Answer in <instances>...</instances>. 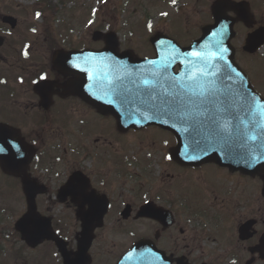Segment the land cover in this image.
Listing matches in <instances>:
<instances>
[{
    "label": "flooded vegetation",
    "instance_id": "1",
    "mask_svg": "<svg viewBox=\"0 0 264 264\" xmlns=\"http://www.w3.org/2000/svg\"><path fill=\"white\" fill-rule=\"evenodd\" d=\"M219 1L176 0L158 17L156 33L190 44L203 26L213 23ZM230 1L220 15L233 21L236 62L264 59V44L252 54L251 47L245 48L259 32L264 37V0ZM30 30L20 8L0 0V124L18 130L35 149L29 169L36 183L31 194L49 215L57 212L51 220L65 247L45 242L46 261L118 264L131 253L127 264H264V169L245 173L215 163L183 167L166 159L174 141L161 142L154 150L160 159L156 174L149 173L146 161L144 169L130 172V142H148L142 137L146 129L120 133L112 118L65 92L72 76L53 68L52 53L67 46L32 36ZM263 79L262 74L258 81L262 84ZM91 124L98 129H89ZM70 126L75 129L71 135L77 139L76 154L57 150L60 144L52 141L57 131L65 135ZM154 145L150 142L147 148ZM3 180H9L8 189L22 190L19 178L0 172V191ZM74 182L75 197L60 199L59 191H68ZM101 218L103 226L95 229L93 239L83 241L82 223L97 224ZM140 242L142 248L132 250Z\"/></svg>",
    "mask_w": 264,
    "mask_h": 264
},
{
    "label": "rangeland",
    "instance_id": "2",
    "mask_svg": "<svg viewBox=\"0 0 264 264\" xmlns=\"http://www.w3.org/2000/svg\"><path fill=\"white\" fill-rule=\"evenodd\" d=\"M46 3H50L57 7L56 15L48 7L41 16H35V10L37 4L34 0H13L15 4H18L21 8L29 10L32 15L31 21L37 28V33L43 29L49 39L55 44H92L91 36L94 32H116L120 44L129 49L135 51L140 55H150V46L148 39L150 33L144 28L145 21L151 20L154 26L157 21V14L161 10V5L157 0H43ZM168 1L163 0V11L168 8ZM96 9V13L93 16L92 10ZM34 16V17H33ZM198 18H195L196 20ZM200 19V18H199ZM257 82V80H255ZM89 129H98V126L91 124ZM55 130V129H53ZM36 131H42L37 129ZM48 131L47 129L45 130ZM57 131V130H55ZM75 129L70 126L67 129L65 135L57 131L53 142L60 144V151L63 148L67 149V153L74 154L77 148V139L74 134ZM108 132L111 138L115 137V133L112 128L108 127ZM158 138L170 139L163 132L151 133L149 130L145 137H148V142H144L141 145H137L136 140L130 142L132 148L131 159V171H140L144 169L143 162H147V169L152 168L154 172L160 170L157 166V162L160 161L159 157L154 154V150L160 146L161 142ZM64 136H67L64 137ZM45 139L46 135L44 136ZM144 137V136H142ZM139 137L138 139H142ZM150 142H155L152 149H148L147 145ZM165 144H162V148L165 149ZM59 150L57 147H55ZM118 152H121L118 150ZM141 152V153H139ZM139 153V154H138ZM138 154V155H135ZM1 205V204H0ZM21 203L19 204V206ZM1 207V206H0ZM17 208L12 211H7L4 207L3 211H0V216L6 220H10L11 216L15 218ZM21 210L18 208V214ZM5 228V226L3 227ZM4 231V230H3Z\"/></svg>",
    "mask_w": 264,
    "mask_h": 264
},
{
    "label": "snow or ice",
    "instance_id": "3",
    "mask_svg": "<svg viewBox=\"0 0 264 264\" xmlns=\"http://www.w3.org/2000/svg\"><path fill=\"white\" fill-rule=\"evenodd\" d=\"M175 3V0H173ZM39 15V13H37ZM148 28L151 29V24H148ZM192 56H195L198 59H203L207 62L209 59H218L223 60V56H216L215 53H200L193 52ZM69 63H72L69 61ZM73 67H79L77 64H72ZM167 67V65H165ZM85 72H88V69H82ZM235 71L231 69L226 70L224 76L227 80L231 81L232 76L231 72ZM129 75H132L131 73ZM216 73L209 71L207 68L201 71L198 75L189 76V81H198L201 78L208 76H215ZM237 75H239L237 73ZM158 78L153 79H133L132 82L137 84V87H142L144 90L149 92V95L154 98V90L162 86L161 80H168L170 82L169 86L172 91L165 89V94L171 98V102H177L175 107H170L168 109L169 115H177L181 118L182 122L187 125L184 128V131H188L189 128H192L194 131L199 133L203 124L201 121L197 120L195 117L207 116V119L203 122L207 125V143L209 147H214L215 144H220L228 150V154H232V150L235 145L233 143V135H225L227 128L226 126H221L219 121L221 120L223 114L235 115L234 119L239 120L240 124L244 125L247 128L249 125L255 129H264V103L257 105L256 101L247 97L243 91H237L235 94L231 89L225 93L223 99L216 95L215 84L213 81H209L206 86L204 83H197L193 87L192 84H183L180 83L177 77H167L162 76L161 74H155ZM89 75V79H91ZM41 80H46V76H41ZM109 85L111 86L114 92L119 91L123 85V80L120 76H117L115 80H110ZM89 91L92 88V85L89 84L86 86ZM191 92V97L185 100V96H188V93ZM235 96V98H234ZM192 97H195L193 99ZM112 101L109 100L108 103ZM165 103L168 104L169 101L165 100ZM147 118V117H146ZM239 131V130H238ZM2 135V133H0ZM251 140H256L257 136L253 135L249 137ZM194 143L199 146L201 141L194 138ZM186 159L195 160L196 156L186 155ZM166 159H171V157H166Z\"/></svg>",
    "mask_w": 264,
    "mask_h": 264
},
{
    "label": "water",
    "instance_id": "4",
    "mask_svg": "<svg viewBox=\"0 0 264 264\" xmlns=\"http://www.w3.org/2000/svg\"><path fill=\"white\" fill-rule=\"evenodd\" d=\"M156 40L153 41V46L156 50H158V45L156 44ZM175 45V44H174ZM176 49L179 51L178 52V64L180 66V73L179 75H177V79L179 80L180 83L183 84H189V75H190V68L191 69H197L198 66L200 64V62H202L203 59H198L195 56L191 58V53L194 50H198L201 51L202 53H215L216 56H223V60H218L215 59L216 61H219L221 63H224V58H225V54H223L222 50L227 48L228 45L224 43V41H222V32L221 31H215V32H210L207 29H204L203 31V35L202 37L196 41L194 44H192L190 47L185 48V49H181L179 47H177L175 45ZM109 49H113V47H107L106 50L109 51ZM85 54V53H84ZM227 54V53H226ZM82 55V53L80 54ZM102 55V54H101ZM87 55H84V57H86ZM231 55H227L226 57H228L229 62H232L231 57H229ZM127 62H131L134 64H139L138 65H148L147 69H151V71L153 72H158L160 71V65L154 64L157 62V60H151V61H140V60H134V59H127ZM191 62V65H190ZM153 64V65H151ZM131 68H135L134 65H131ZM172 67H170L171 69ZM89 75H91V79H89ZM153 79V77L150 74L144 75L142 76L141 79ZM106 79V76H103L102 79H100L99 77L96 78L94 73L89 69L87 72V78L86 80L89 82V84L92 85L91 89H98L99 84H101L104 80ZM96 80L97 82V86L94 85V81ZM163 80L160 81V83ZM123 88H125L124 83H123ZM139 88V87H137ZM143 89V88H142ZM144 90V89H143ZM159 90V87L154 90V98L152 96L149 95V92L144 90L145 92V97H146V103H145V108L143 110V113H145L147 115V119L143 124H154V125H159L162 126L166 129H173V132L176 136L177 139V148L174 150V155L176 157V159H179L180 157L184 158L186 161L188 162H193V161H205L207 159H213L212 155L215 153L214 149L209 150V146H206L207 143V132H206V127L207 125L204 124L203 122L207 119V116L205 115V117H200V119H197L199 121H201V124H203V127L200 128L199 133L197 134L196 131L192 130V128H189L188 131H184V128L187 127V125H185L181 118L177 115H169L168 114V107L163 109L161 107L160 101H159V97L156 93V91ZM189 98V93L188 96H185V100H187ZM116 103L117 105H120L122 107V109L124 110V112L126 113V115H132L133 111L131 109H129V107H126L127 102L125 99V96H123L122 98L118 99L116 98ZM175 102V106H176ZM144 106L143 103H139L137 108L141 109ZM160 115H165V120L170 122V125H163L161 123V118ZM136 119V116L134 117V120ZM171 128V129H170ZM192 130V131H191ZM192 135H195L197 139H199L201 141V148H206L204 151L206 152V154L204 156H202L201 158H197L195 160H189L186 159L185 156L189 155V149H187L185 146L188 145V140L190 139V137ZM206 146V147H204ZM190 156H194L193 154L190 153Z\"/></svg>",
    "mask_w": 264,
    "mask_h": 264
}]
</instances>
